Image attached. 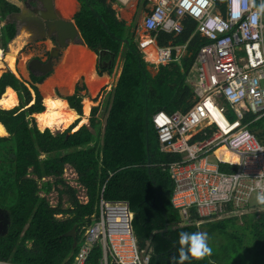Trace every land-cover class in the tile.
I'll return each mask as SVG.
<instances>
[{
    "label": "trees",
    "instance_id": "16d2710c",
    "mask_svg": "<svg viewBox=\"0 0 264 264\" xmlns=\"http://www.w3.org/2000/svg\"><path fill=\"white\" fill-rule=\"evenodd\" d=\"M78 2L80 9L74 21L83 43L97 55V73L111 74L116 58L120 56L122 61L102 137L84 124L72 131L79 120L63 132L39 130L31 115L44 107L34 84L45 77L31 75L35 91L31 104L32 95L24 81L11 72L0 76V97L11 87L20 100L12 109H0V123L8 133L0 137V206L9 209L12 219L5 244L0 246V261L72 264L77 248L73 247V238L65 234L76 226L80 240L103 197L128 202L137 244L150 255L148 264H178L182 232L205 233L211 249L200 259L186 251L189 259L183 264H238L226 261L230 252H237L236 245L249 255L247 264H264V211L181 225L171 204L174 183L164 164L180 157L160 151L152 115L158 110L185 112L194 103V87L188 76L199 47L206 42L197 33L192 36L196 21L185 17L179 34L152 33L161 47L187 44L185 57L160 66L152 75L143 58L146 51L139 49L133 30L113 8L116 0ZM15 11L18 8L13 3L0 0V20ZM15 34L14 23L2 28L1 54ZM76 95L67 102L81 115V97ZM96 111L94 108L92 114ZM254 119L245 109L244 123L250 122V131L264 144V116ZM91 126H98L94 118ZM66 167L75 172L77 184L87 197L85 202L79 198V188L63 178ZM52 189L58 192L56 205L39 194ZM218 236L226 242L218 244ZM245 242L252 245L245 246ZM101 256V246H94L87 264H99Z\"/></svg>",
    "mask_w": 264,
    "mask_h": 264
},
{
    "label": "built area",
    "instance_id": "2783aa9c",
    "mask_svg": "<svg viewBox=\"0 0 264 264\" xmlns=\"http://www.w3.org/2000/svg\"><path fill=\"white\" fill-rule=\"evenodd\" d=\"M148 2L140 50L155 43L152 33H181L188 16L196 21L192 36L206 40L193 62V105L185 112L152 115L160 151L180 157L164 166L173 179L171 204L181 225L264 211L257 200L264 196V144L250 131V122L244 123L245 109L254 120L264 116V0ZM186 50L187 44H155L156 64L178 61ZM91 218L72 264H87L96 245L102 248L99 264H148L150 255L137 244L127 201L101 197Z\"/></svg>",
    "mask_w": 264,
    "mask_h": 264
},
{
    "label": "bare ground",
    "instance_id": "6f19581e",
    "mask_svg": "<svg viewBox=\"0 0 264 264\" xmlns=\"http://www.w3.org/2000/svg\"><path fill=\"white\" fill-rule=\"evenodd\" d=\"M57 3L62 9V14L64 17L70 18L71 16H73L72 14L76 8L75 0H57ZM68 60H70V62L82 61V65H80L81 68L79 72L86 75V82L89 86L91 95H96L99 89L103 85L108 83L109 80L106 76L104 78H99L94 74V54L88 51L87 49H71V51L68 53ZM16 61V55H12V53L9 52L5 57V62L0 60V74H2L8 69L19 77L21 73L26 74L24 66L22 64H18L17 66ZM73 74L76 75L77 72L75 71ZM55 85V79L51 77L40 86V90L43 94L44 110L42 112L33 114L36 120V124L40 130H45L46 128H49L51 131H56L67 129L76 120L79 119V121L72 129L73 131H75L79 129L81 125L87 123V116L89 115L88 106H85L83 116L80 117L74 109L70 108L68 102L53 95V88L55 87ZM18 104L19 101L16 91L12 88H7L3 95L0 97V108L12 109ZM5 135H7L6 129L0 123V137Z\"/></svg>",
    "mask_w": 264,
    "mask_h": 264
},
{
    "label": "crops",
    "instance_id": "0c3cea01",
    "mask_svg": "<svg viewBox=\"0 0 264 264\" xmlns=\"http://www.w3.org/2000/svg\"><path fill=\"white\" fill-rule=\"evenodd\" d=\"M8 1L11 2V3H13V2L16 3V0H8ZM75 2H76V8H75V11L72 14L73 15V19H72V16L70 18H66L65 17L68 20H74L75 13L77 11H79V9H80V3L78 2V0H75ZM54 4L60 10V12L62 13V9L58 5L57 0H54ZM113 8L116 10L118 18L120 20H124L126 22V25L130 26L131 30H133V32L135 34L136 42L138 44V42L140 40H142L147 35L146 32L141 28V22H142L143 17L145 16V14L149 12V10L151 8V3H149L148 0H116V2L113 4ZM139 12L141 13L140 23L138 24V26H134V16L136 14H138ZM15 26H16V23H15ZM16 31H17V26H16ZM1 32H2V30H1ZM47 41H49V40L41 41L43 43V45L33 44V45L29 46L32 49V51H34L33 55L39 54L41 56V55H43L44 50H49L51 48L52 44H50L48 46L47 45ZM0 43H2L1 45H3V38L0 39ZM155 44H157V46H159L158 43H157V40H156L155 43L151 47L146 49V53H144V55H143V58L146 61V63L148 64V69L152 73V75L157 74L158 69H159L160 66H165V65L156 64V60H155V55H156L155 54ZM21 47H22V44L19 41L17 43H15V44H12L11 47H10V50L6 53V55L9 52L12 53V55L13 54L17 55L19 50L21 49ZM73 48H79V49L84 48V49H87L88 51H90V52H92L94 54L93 71H94V74L96 76H98L99 78H104L106 76L108 78V80H110V76H111V74H109L107 72L103 73L102 75H99L97 73V68H96V65H95V64H97V55L93 51H91L85 44L81 45L78 42V43H76L74 45L67 46V48L62 51V55L57 59V61L53 65V71L50 72L51 75H52L51 77H53L55 79V82H56V85L53 88V95L65 100L66 102H67V100L64 99V97L73 95L76 92L77 88L84 87V88H81V90H83V89H85L87 87L89 89V86H88V84L86 82V75H84L83 73L79 72L80 68H81L80 65H82L81 64L82 61L70 62V60H68V53ZM186 52H187V50H186ZM0 53H1V51H0ZM28 53H30V51H27L26 55ZM40 53H42V54H40ZM6 55L2 59L3 62H5ZM113 59H114V57L112 58V60ZM120 59H121V57L118 56L116 58V60H115V63L121 61ZM95 60H96V62H95ZM16 65L18 66L17 61H16ZM121 68H122V61H121ZM24 70H25V68H24ZM75 71L77 72L76 75L73 74ZM29 76L31 77L30 74H29ZM71 76H72V78H71ZM17 77L19 78V76H17ZM188 78L190 79V82H191V84L193 86V84L195 83V74H194V71H193V65H192V67L190 69ZM30 80H31V78H30ZM108 83H109V81H108ZM31 84H34L32 82V80H31ZM35 86H38V85H35ZM40 86H38V87L40 88ZM7 88H11V87H7ZM56 89L59 90V95H58V92H56ZM80 91H78L79 94H80ZM194 97H195V95H194Z\"/></svg>",
    "mask_w": 264,
    "mask_h": 264
},
{
    "label": "water",
    "instance_id": "95a60500",
    "mask_svg": "<svg viewBox=\"0 0 264 264\" xmlns=\"http://www.w3.org/2000/svg\"><path fill=\"white\" fill-rule=\"evenodd\" d=\"M34 1L38 2L45 11H39L38 9H33V11H31L25 8L20 0H16V3L13 2V4L19 11L11 12L3 20H0V39H2L1 30L4 26L12 23H16L17 26L16 34L8 42L7 47H5L7 51L10 50L12 44L18 41L22 44V48H24L26 45L33 43L37 39H45L53 35L56 37V42L59 47H67L78 42L81 45L84 44L80 36V32L76 27L75 21L66 19L60 10L55 6L54 0ZM1 44L2 43H0V45ZM28 70L33 73L35 70H40L41 73L45 75L53 71V64L51 61L43 63L39 59L35 58L29 63ZM9 72H11V70L8 69L2 74ZM79 116L81 117L82 115ZM65 235L73 238V247L75 248L78 244L76 226H73V228Z\"/></svg>",
    "mask_w": 264,
    "mask_h": 264
},
{
    "label": "rangeland",
    "instance_id": "374dc122",
    "mask_svg": "<svg viewBox=\"0 0 264 264\" xmlns=\"http://www.w3.org/2000/svg\"><path fill=\"white\" fill-rule=\"evenodd\" d=\"M140 18H141V13L139 12L138 14H136L134 16V26H138V24L140 23ZM72 19H73V16H72ZM7 44H8V41L6 42V46H7ZM35 44L43 45V43L41 41H39ZM50 44L51 43L49 41H47V45L49 46ZM8 51L4 50L3 54L0 53V60L3 59V57L6 55V53ZM27 51H30V53H28L26 55ZM33 54H34V51H32V49L30 47H28V48H25L24 50L20 49L18 54L16 55L17 63L22 64L24 66L25 72H26V74L21 73L19 79L24 81L26 83V85L28 86V88L30 89V92L32 95V100L35 99V91L32 87L33 84H31V80H30L31 77L29 76V72L27 70V61ZM95 62H96V60H95ZM121 69H122L121 68V61L114 63V67H113V70L111 72L109 83L102 86L96 95H91V93L87 87L80 91L81 109H82L81 115L83 116L84 109H85L86 105L88 106V109H89V115L87 116V123L84 125H86L93 133L101 135V137H102V133H103L104 125H105V120H106L108 109H109V104L111 101L112 89L117 84V81H118V78L120 75L119 73H121ZM51 76L52 75L50 74L41 83H36L35 85H38V86L42 85ZM38 89H39L40 96L42 98V105H43V94H42L40 88H38ZM17 97H18V95H17ZM18 101H19V97H18ZM43 107H44V105H43ZM94 108H97V111L95 114H92ZM31 117L34 118V121L36 123L34 115H31ZM92 118H94L96 120V123H98V126L96 128L91 126V119ZM67 129L60 130V131H53V133L63 132ZM63 178L65 179L67 184H70L71 186H75V187L79 188L78 189L79 198L81 201L85 202L86 199H85L84 189H80V187L77 185V181H76L77 176L75 173H73V171L69 167H66V169L64 171ZM43 180L46 181V179H43ZM39 194L41 196H45L49 200L50 204H52V205H56L58 202V192L55 189H52L49 193H45V191L43 190ZM66 199H67V196L64 195V201ZM253 212H254L253 210H250L247 212H242V213L239 212L235 216H240L242 214L253 213ZM247 235H248V232H247L246 236ZM224 242H226L225 238H223L221 236L217 237V243L218 244H224ZM228 244L230 246H232V241L228 242ZM244 245L245 246H251L252 244H251V242H245ZM236 250H237V252H233V253L230 252V254L226 257V261L229 263L230 262L233 263L236 261L238 264L249 263L250 257L244 251V249H241V247L238 248L236 245Z\"/></svg>",
    "mask_w": 264,
    "mask_h": 264
},
{
    "label": "flooded vegetation",
    "instance_id": "af4514ba",
    "mask_svg": "<svg viewBox=\"0 0 264 264\" xmlns=\"http://www.w3.org/2000/svg\"><path fill=\"white\" fill-rule=\"evenodd\" d=\"M20 1L23 3L25 8H27L31 11H33V9H38L39 11H41V10L45 11L44 9H42L41 5L34 0H20ZM44 22H45V20H44ZM46 40H49L51 42V44H52L51 48L49 50H44V53L41 56L39 54L32 55L27 61V70H28L29 63L35 58L39 59L43 63H47V62L51 61L52 64L54 65L55 62L57 61V59L62 55V51L67 48V47H59L57 45V42H56V37L53 35V36L47 37L45 39H37L33 43L26 45L24 48H22V50H24L25 48H28L29 46H31V45L39 42V41H46ZM0 47H2V46H0ZM40 54H42V53H40ZM28 72L30 75L44 76L45 78L51 74V73H48V74L44 75L41 73L40 70H35L34 73L29 71V70H28ZM56 92H58V95H59L58 89H56ZM74 94H77L76 95L77 97H81L77 90ZM69 97L70 96L64 97V99L67 100V98H69ZM33 102H34V100L31 101V104ZM11 223H12V219H11V213H10L9 209L0 206V246L5 244L6 238H7L8 234L11 230ZM7 262L12 263L9 261H7ZM12 264H16V263H12Z\"/></svg>",
    "mask_w": 264,
    "mask_h": 264
},
{
    "label": "clouds",
    "instance_id": "9594fccd",
    "mask_svg": "<svg viewBox=\"0 0 264 264\" xmlns=\"http://www.w3.org/2000/svg\"><path fill=\"white\" fill-rule=\"evenodd\" d=\"M257 200L264 204V196H258ZM179 244L181 247L179 249L178 264H183L184 261L189 259V255L185 254L186 251L192 258L196 259H200L211 252V249L207 245V235L205 233L197 232L190 234L182 232L180 233Z\"/></svg>",
    "mask_w": 264,
    "mask_h": 264
}]
</instances>
